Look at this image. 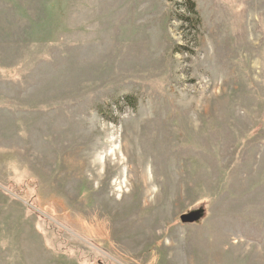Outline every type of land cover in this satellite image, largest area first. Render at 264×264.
Segmentation results:
<instances>
[{
  "label": "rangeland",
  "instance_id": "rangeland-1",
  "mask_svg": "<svg viewBox=\"0 0 264 264\" xmlns=\"http://www.w3.org/2000/svg\"><path fill=\"white\" fill-rule=\"evenodd\" d=\"M193 1L0 0V264H264V0Z\"/></svg>",
  "mask_w": 264,
  "mask_h": 264
},
{
  "label": "trees",
  "instance_id": "trees-1",
  "mask_svg": "<svg viewBox=\"0 0 264 264\" xmlns=\"http://www.w3.org/2000/svg\"><path fill=\"white\" fill-rule=\"evenodd\" d=\"M185 1H186L187 6H189V8L191 9L190 11L192 13H196L197 14L196 3L193 0H185ZM128 99H130V98H128Z\"/></svg>",
  "mask_w": 264,
  "mask_h": 264
},
{
  "label": "water",
  "instance_id": "water-1",
  "mask_svg": "<svg viewBox=\"0 0 264 264\" xmlns=\"http://www.w3.org/2000/svg\"><path fill=\"white\" fill-rule=\"evenodd\" d=\"M196 218V216L195 215H189V216H186V215H184V216H182V219L184 220V221H188V220H194Z\"/></svg>",
  "mask_w": 264,
  "mask_h": 264
}]
</instances>
